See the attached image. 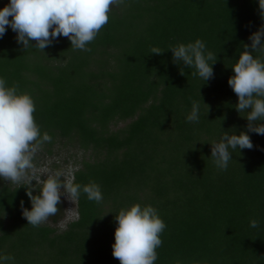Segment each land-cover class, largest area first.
<instances>
[{
	"label": "trees",
	"instance_id": "obj_1",
	"mask_svg": "<svg viewBox=\"0 0 264 264\" xmlns=\"http://www.w3.org/2000/svg\"><path fill=\"white\" fill-rule=\"evenodd\" d=\"M6 5L0 0V10ZM261 26L259 0H125L87 45L91 51L72 50L63 36L44 52L35 41L24 50L8 27L0 78L34 99L41 135L52 137L41 152L53 156L58 145L87 156L74 182L94 180L103 201L81 191L78 217L66 229L33 227L21 208L23 201L31 210L27 189L0 179V255H13L15 264H120L112 255L115 217L139 203L167 225L155 264H264V136L249 133L251 150L230 149L226 171L211 159L224 131L247 129L248 113L236 111L228 80ZM197 39L217 56L208 81L173 63L170 46ZM193 101L199 122L186 119ZM58 208L49 217L55 223Z\"/></svg>",
	"mask_w": 264,
	"mask_h": 264
},
{
	"label": "clouds",
	"instance_id": "obj_2",
	"mask_svg": "<svg viewBox=\"0 0 264 264\" xmlns=\"http://www.w3.org/2000/svg\"><path fill=\"white\" fill-rule=\"evenodd\" d=\"M124 4L125 0H10L0 10V38L10 27L24 50L33 47L31 42L35 41V49L44 52L53 41L63 36L71 42L72 50L91 51L87 45L108 24L113 9ZM259 9L264 18V0H259ZM249 40L251 44H243L244 49L232 67L234 75L228 80L238 97L236 111L248 113L247 129L239 135L224 131L219 141L211 144V159L222 171L227 170L233 158L230 149L254 148L249 133L264 136V26ZM150 51L156 55L163 54L158 47H152ZM170 51L173 63L195 68L192 74H198L205 81L214 78L213 65L217 56L206 49L201 39L170 46ZM35 111L36 104L29 93H20L18 83L8 87L6 79L0 78V179L27 189L31 210L24 208L21 201L23 217L28 224L39 227L60 211L58 205L62 196L75 203L82 191L89 201L99 204L103 201V194L101 186L94 180L83 186L75 183L74 172L78 166L72 163L57 170L37 167V154L46 142H51L52 137L47 132L41 135ZM199 111L200 104L193 101L187 121L199 122ZM37 173H46V176L41 178ZM36 185H42L39 191H36ZM34 192L37 194L34 195ZM115 220L118 226L112 245L113 257L120 264H155L158 259L156 249L162 246L161 235L167 227L157 209L137 203L121 209ZM258 226V220L250 221V227ZM9 262L15 264L13 255H0V264ZM194 264H207V261H196Z\"/></svg>",
	"mask_w": 264,
	"mask_h": 264
},
{
	"label": "rangeland",
	"instance_id": "obj_3",
	"mask_svg": "<svg viewBox=\"0 0 264 264\" xmlns=\"http://www.w3.org/2000/svg\"><path fill=\"white\" fill-rule=\"evenodd\" d=\"M7 4L10 3V0H6ZM87 157L83 152H78L76 150L70 148H61L60 146H56L55 155L49 156L44 152L39 151L35 160L37 167H48L52 170H57L67 166L69 163H72L74 166H78V162H80L83 158ZM41 175V178L46 176V173H37ZM35 182V181H34ZM42 186V185H41ZM61 206L62 210L60 213V217L58 218V222L55 223L51 218L45 224L50 225L51 227H55L58 229H66L67 225L76 220L78 217L77 213V201L72 203L69 199L62 196L61 197ZM74 209L73 212H66L67 210Z\"/></svg>",
	"mask_w": 264,
	"mask_h": 264
}]
</instances>
